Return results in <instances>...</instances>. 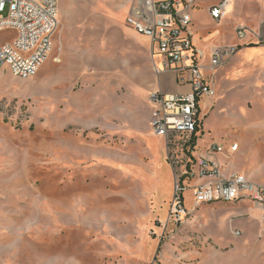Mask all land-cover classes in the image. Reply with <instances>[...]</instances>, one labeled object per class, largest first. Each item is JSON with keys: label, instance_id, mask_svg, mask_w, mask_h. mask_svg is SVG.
<instances>
[{"label": "rangeland", "instance_id": "obj_1", "mask_svg": "<svg viewBox=\"0 0 264 264\" xmlns=\"http://www.w3.org/2000/svg\"><path fill=\"white\" fill-rule=\"evenodd\" d=\"M126 1L59 0L53 52L38 75L0 69V264H264L262 213L258 229H231L217 245L206 220H192L193 183L183 194L190 223L165 228L175 173L165 138L149 128L151 40L126 25ZM223 1H202L192 18L206 66L214 48H240L208 75L219 72L221 88L209 116L226 122L206 119L213 102L200 103L208 139L229 145L238 112L256 108L252 83L264 77V0H231L216 22L210 8ZM12 34L0 32V47ZM152 241L160 251L150 252Z\"/></svg>", "mask_w": 264, "mask_h": 264}, {"label": "built area", "instance_id": "obj_2", "mask_svg": "<svg viewBox=\"0 0 264 264\" xmlns=\"http://www.w3.org/2000/svg\"><path fill=\"white\" fill-rule=\"evenodd\" d=\"M206 0H132L126 25L151 40V53L157 75L172 72L181 85H190L187 94H152L151 130L165 138L176 186L169 212L170 221L184 223L189 217L185 209V183L206 180L194 187L197 209L216 204L251 202L264 221V185L251 181L245 174L222 178L218 165L208 158L195 159L202 127L199 119L203 99L215 98L212 82L202 66L203 55L194 42L192 13ZM228 0L210 8L211 18L220 22L227 17ZM59 0H0V32H12L10 43L0 47V69L8 67L15 78L28 80L38 75L50 59L59 27ZM246 30L237 36L246 38ZM239 46L214 48L210 54V71L222 68L227 59L239 52ZM210 154H221L225 148L213 144ZM238 151V146L231 148ZM237 235H240L237 233Z\"/></svg>", "mask_w": 264, "mask_h": 264}, {"label": "crops", "instance_id": "obj_3", "mask_svg": "<svg viewBox=\"0 0 264 264\" xmlns=\"http://www.w3.org/2000/svg\"><path fill=\"white\" fill-rule=\"evenodd\" d=\"M229 1V0H228ZM131 6V3L126 1L123 5V10L129 8ZM197 49L199 48L197 43L195 42ZM261 52H264V47H261ZM199 50V49H198ZM201 54L203 55L202 58V66L204 67L205 76L207 73V79L212 82L213 88L216 92L215 98H207V100H210L213 102L211 107L207 110V117L206 119H209L213 116L220 117L224 122H226V117H224L222 114L217 115H211L209 116V113L213 109V106L216 104V102L219 99L220 94V80L218 82V75L220 74V68L217 72V79L216 78H209L210 74V54L209 52V58H207V66L204 62L205 53L202 50H199ZM153 64V69L156 75V80L151 86V94L162 92L165 95H174V94H187L191 92L190 85H181L178 83V77L172 72H165L161 75H157L155 64L153 61L152 53L150 54ZM252 93H251V99L252 102L256 105V108L253 110L251 114H247L246 110L242 108L236 117V128L230 129L233 130L232 134H236L237 140L234 142H229L230 144L227 145L224 139L221 141H215L212 138L208 139V136L205 134L204 130V122L202 124V127L199 131V134H201L199 138L198 134V141L197 146L195 150L193 151V155L195 159H201V158H208L209 160L214 161L220 170V176L222 178H229L234 174H245L251 181L264 185V77L258 78L252 83ZM150 108H151V119L149 122V128L151 130V121H152V113H153V105L150 102ZM214 119V117H213ZM213 119H211V127ZM227 130V129H226ZM227 130V131H230ZM231 134V135H232ZM229 135V134H228ZM227 135V136H228ZM226 136V135H225ZM200 139H207V141H201ZM220 145L225 148V151L221 154H210V147L213 145ZM237 145L238 151L232 152L231 148ZM229 146V147H228ZM148 147V144H147ZM206 180L203 179H195L191 183L195 186L201 185L205 183ZM258 212L261 213L260 209L254 205L251 202H241L236 204H228L227 205H209V206H203L197 211H195L192 215V220H206L203 222L204 226V232L207 233V236L212 237L215 239V242L217 245L226 244L225 240H227L229 237H231V229L236 230H249V229H258L259 224L257 221H255L253 218H257L259 215ZM200 214V216H199ZM246 215L250 216L248 219H243L241 216ZM168 223L166 224L165 228H172L171 221L169 218L168 213ZM190 219H186L184 223L182 224V227L189 222ZM180 225L179 223H177ZM176 224V225H177ZM170 225V226H169ZM176 227V226H175ZM174 227V228H175ZM141 229V232L144 233L148 229V224L143 225L139 227ZM165 228L159 230L165 231ZM187 229V228H186ZM179 232V231H177ZM192 232V231H191ZM237 233L241 234V231H236L234 234ZM163 243L156 244L155 241H152L150 243V252H153L155 249H157V246L159 247V251L161 250V246ZM138 248L140 249V252H145V241L142 240ZM144 263V261H139V264Z\"/></svg>", "mask_w": 264, "mask_h": 264}, {"label": "bare ground", "instance_id": "obj_4", "mask_svg": "<svg viewBox=\"0 0 264 264\" xmlns=\"http://www.w3.org/2000/svg\"><path fill=\"white\" fill-rule=\"evenodd\" d=\"M226 10H227L228 12H230V11L232 10V3H231V0H229V1L227 2ZM47 62H48V61H47ZM47 62H46V63H47Z\"/></svg>", "mask_w": 264, "mask_h": 264}, {"label": "trees", "instance_id": "obj_5", "mask_svg": "<svg viewBox=\"0 0 264 264\" xmlns=\"http://www.w3.org/2000/svg\"><path fill=\"white\" fill-rule=\"evenodd\" d=\"M196 141H198V137L197 138L196 137L194 138L193 143L195 144Z\"/></svg>", "mask_w": 264, "mask_h": 264}]
</instances>
